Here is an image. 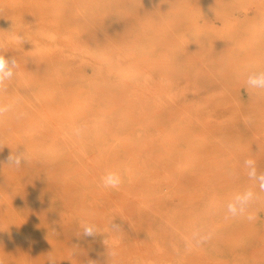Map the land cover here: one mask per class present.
Instances as JSON below:
<instances>
[{
	"label": "bare ground",
	"instance_id": "obj_1",
	"mask_svg": "<svg viewBox=\"0 0 264 264\" xmlns=\"http://www.w3.org/2000/svg\"><path fill=\"white\" fill-rule=\"evenodd\" d=\"M0 55V264H264V0H0Z\"/></svg>",
	"mask_w": 264,
	"mask_h": 264
},
{
	"label": "clouds",
	"instance_id": "obj_2",
	"mask_svg": "<svg viewBox=\"0 0 264 264\" xmlns=\"http://www.w3.org/2000/svg\"><path fill=\"white\" fill-rule=\"evenodd\" d=\"M19 63L16 57H8L6 55H0V93H3L7 90V84L12 82L17 75V70ZM246 83L250 88L254 89H264V71L251 72L248 74ZM29 114L22 110L18 106V102L3 103L0 102V118H8L15 122H22L28 119ZM84 131V127H77L75 133L77 136H80ZM9 165L19 168L24 164H27L28 157L24 152L17 154H11L9 157ZM249 163H251L249 161ZM122 183L121 176L116 172H106L101 177V184L104 188L118 189ZM251 199V194H248L244 197H237L236 201L228 205V213L232 217L243 215L249 206ZM249 220L253 217L249 216ZM113 230H119L118 226L115 224L112 225ZM98 234L97 228L94 225L85 224L82 227L81 235L84 237H94ZM211 234L201 235L200 233H194L191 239L186 241V246L191 248L192 246H199L205 244L211 240ZM108 260L115 259L118 255L115 249L107 253ZM47 264H56L54 258H49Z\"/></svg>",
	"mask_w": 264,
	"mask_h": 264
}]
</instances>
